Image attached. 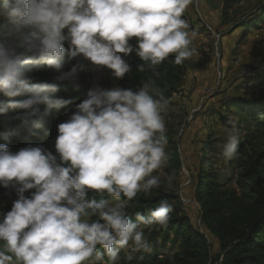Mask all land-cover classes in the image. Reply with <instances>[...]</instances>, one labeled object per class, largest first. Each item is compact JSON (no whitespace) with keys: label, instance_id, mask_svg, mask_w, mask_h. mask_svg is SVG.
I'll use <instances>...</instances> for the list:
<instances>
[{"label":"clouds","instance_id":"9594fccd","mask_svg":"<svg viewBox=\"0 0 264 264\" xmlns=\"http://www.w3.org/2000/svg\"><path fill=\"white\" fill-rule=\"evenodd\" d=\"M192 2L0 0V93L9 98L0 101V113L27 110L23 128L35 135L53 109L70 103L56 97L59 82L72 80L84 65L64 70L66 58L82 55L121 79L130 71L121 54L133 51L143 61L138 71L147 68L156 77L169 56L183 64L195 52L183 18ZM44 67L57 75L33 82ZM153 84L150 77L137 91L94 85L57 125L55 155L31 144L13 152L7 142L18 132L0 133V186L18 197L0 214V264H119L130 244L133 252L151 249L144 228L166 227L174 205L162 199L147 215L136 211L135 219L126 210L138 192L148 196L159 188L153 173L167 160L161 113L168 101L153 95ZM228 123L222 155L232 159L240 132L232 116Z\"/></svg>","mask_w":264,"mask_h":264},{"label":"trees","instance_id":"16d2710c","mask_svg":"<svg viewBox=\"0 0 264 264\" xmlns=\"http://www.w3.org/2000/svg\"><path fill=\"white\" fill-rule=\"evenodd\" d=\"M229 7L230 4L224 5L223 13H226ZM262 22H264V1L248 16L246 21L237 25L244 27L246 33L250 28H255ZM130 43L135 47L136 38H131ZM64 46L67 48L68 44L65 42ZM121 55L130 65L128 72L130 77L125 79L128 89L135 91L141 88L143 82H148L151 77L154 80L153 95L162 101H167L179 90L183 65L174 64V55L169 56L158 66L157 70L160 73L158 77L147 68L142 73L138 71L137 65L143 61L135 51L127 56ZM65 64H70L67 58ZM34 75L33 82H51L57 73L53 69L44 67ZM83 91L81 83L76 82L75 79L59 82L56 97L69 100L70 103L58 110L53 109L44 125L33 130L35 135L23 128L27 110L10 109L7 113H0V133L18 132L12 135L10 141L7 142L10 149L15 152L29 144L43 145L55 155L57 125L67 120L76 110L75 105L84 99H81L82 94L84 93L85 96L87 93L86 90ZM23 98L15 97L14 99ZM8 99L0 93V101ZM231 99L228 103L230 108L239 109L242 115L249 117L253 124L251 130L245 128L247 133L244 134L243 141L240 140L238 155L230 160L236 175V188H228L220 182L217 172L210 168V161L207 162L202 157L196 173L194 189V199L198 204L200 220L206 229L217 238L220 244L219 252L212 254L205 234L196 228L186 213L174 206L172 219L166 227L158 225L146 227L144 234L150 244L155 243L158 238L163 242L171 238L172 242L177 243V249L172 253L164 254L139 251L131 256V259L123 256L119 264H264V118H261L264 116V90L258 95L235 96ZM40 107L43 110L45 106ZM220 119L227 122V118L221 114ZM166 135L167 142L172 143L176 151L175 142L168 132ZM0 143H5V141L0 139ZM173 162V166L166 170L171 178L175 177L179 167L177 158H174ZM0 193H9L12 197V202L0 206V214H2L11 210L13 201L18 197L12 187L0 186ZM176 197L162 186L153 188L148 196L140 191L129 202L126 211L132 219H135L136 211L147 215L148 210L154 208L160 200L167 199L171 203V200ZM13 264L16 262L14 261Z\"/></svg>","mask_w":264,"mask_h":264},{"label":"rangeland","instance_id":"374dc122","mask_svg":"<svg viewBox=\"0 0 264 264\" xmlns=\"http://www.w3.org/2000/svg\"><path fill=\"white\" fill-rule=\"evenodd\" d=\"M211 1L210 4L215 7V11H207L206 14L203 13V9L200 10L197 0L194 3L198 14L196 18L205 33L204 41L212 49L211 73H208L204 82H199L202 95L200 97L198 95L200 99L197 97L193 100L181 79L179 90L167 100V109L162 111L161 115L167 132L175 142L176 151L172 143H166V163L153 175H159L160 186L177 196L171 203L186 213L196 228L205 234L211 252L215 255L220 250V244L200 220L198 204L194 199L195 177L204 157L207 162L210 161V168L219 175L220 182L228 188H236L234 166L230 162L231 159H225L222 155L224 131L231 127L228 117L232 116L242 142L244 134L247 133L245 128L251 130L253 124L249 117L243 116L237 108H230L228 103L235 96L250 97L264 90V22L250 28L246 33L244 27L237 24L246 21L264 0ZM226 4H230V7L223 13V6ZM69 61V65L64 64V70L70 69L72 64L78 61L84 65L73 78L81 83L83 92L85 90L88 92L91 77L95 74L99 75L98 78L101 77L95 85L99 84L106 89L115 87L128 89L124 79L126 75L122 79L116 78L111 69L106 66H94L82 55ZM183 75L184 73H182L184 80ZM83 98L84 93L81 96V99ZM208 101L209 104L206 105ZM220 114L227 118V122L220 119ZM245 125L246 127H243ZM174 158L179 160V167L175 177L171 178L166 170L173 166ZM32 191L34 189L26 191L25 195L30 196ZM10 202L11 194L0 193V206ZM176 249L177 243L172 242L171 238L164 242L158 238L155 243H151L149 253H172ZM135 253L131 250V244L127 249H121L119 263L123 256L131 257Z\"/></svg>","mask_w":264,"mask_h":264},{"label":"crops","instance_id":"0c3cea01","mask_svg":"<svg viewBox=\"0 0 264 264\" xmlns=\"http://www.w3.org/2000/svg\"><path fill=\"white\" fill-rule=\"evenodd\" d=\"M199 2L200 10L203 9V13L214 12L215 7L211 6V0H197ZM195 0L191 4L188 5L187 9L185 10L184 17L190 24L191 30V39H192V47L195 49V52L191 59L186 60L183 65V77L182 82L186 89L190 92V96L193 97V100L202 95L200 92L199 84L200 81L204 82L207 79L208 73H211L210 70V61L212 57V49L211 46L204 41V30L200 27L199 20L197 17V12L195 11L194 6ZM197 4V3H196ZM202 11V10H201ZM200 14V12H199ZM130 77L129 73H126L124 79ZM200 82V83H199ZM182 83V84H183ZM181 86V85H180ZM140 89V88H139ZM138 88L136 90H139ZM135 90V91H136ZM198 97V98H199ZM200 99V98H199ZM209 104V101L206 105Z\"/></svg>","mask_w":264,"mask_h":264},{"label":"bare ground","instance_id":"6f19581e","mask_svg":"<svg viewBox=\"0 0 264 264\" xmlns=\"http://www.w3.org/2000/svg\"><path fill=\"white\" fill-rule=\"evenodd\" d=\"M97 75V76H96ZM98 74H95V75H93L92 77H91V83H90V85H89V89L90 88H92L94 85H95V83H96V81L99 79V78H101V77H99L98 78ZM86 95H87V93H86ZM86 95H85V97H86ZM54 118V117H53Z\"/></svg>","mask_w":264,"mask_h":264},{"label":"built area","instance_id":"2783aa9c","mask_svg":"<svg viewBox=\"0 0 264 264\" xmlns=\"http://www.w3.org/2000/svg\"><path fill=\"white\" fill-rule=\"evenodd\" d=\"M87 90H89V89H87Z\"/></svg>","mask_w":264,"mask_h":264}]
</instances>
